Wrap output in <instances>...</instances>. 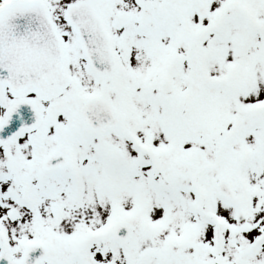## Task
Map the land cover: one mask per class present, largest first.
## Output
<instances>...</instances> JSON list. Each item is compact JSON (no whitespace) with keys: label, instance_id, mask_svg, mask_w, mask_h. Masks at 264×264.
Listing matches in <instances>:
<instances>
[{"label":"snow or ice","instance_id":"snow-or-ice-1","mask_svg":"<svg viewBox=\"0 0 264 264\" xmlns=\"http://www.w3.org/2000/svg\"><path fill=\"white\" fill-rule=\"evenodd\" d=\"M0 264H264V0H0Z\"/></svg>","mask_w":264,"mask_h":264}]
</instances>
